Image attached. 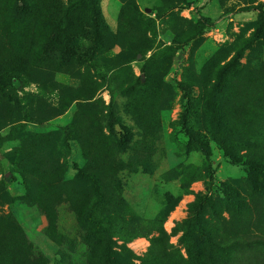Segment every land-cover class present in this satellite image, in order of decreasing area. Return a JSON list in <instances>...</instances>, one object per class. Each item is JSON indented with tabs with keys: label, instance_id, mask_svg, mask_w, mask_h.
<instances>
[{
	"label": "rangeland",
	"instance_id": "1",
	"mask_svg": "<svg viewBox=\"0 0 264 264\" xmlns=\"http://www.w3.org/2000/svg\"><path fill=\"white\" fill-rule=\"evenodd\" d=\"M263 88L264 0H0V241L26 264H107L105 245L151 264L158 235L143 234L169 214L159 246L189 264L202 241L188 223L199 210L229 227L231 190L254 217L237 235L264 237V164L250 154L264 121L252 127L245 103ZM139 107L158 136L142 166L129 153ZM240 257L264 264V247Z\"/></svg>",
	"mask_w": 264,
	"mask_h": 264
},
{
	"label": "trees",
	"instance_id": "2",
	"mask_svg": "<svg viewBox=\"0 0 264 264\" xmlns=\"http://www.w3.org/2000/svg\"><path fill=\"white\" fill-rule=\"evenodd\" d=\"M98 31H101L100 27H98ZM44 53L48 56L51 55L56 58V54L50 51L49 45L44 46ZM64 62L65 61L63 60V58H60V63ZM39 66L42 65L40 64ZM55 69L60 70L58 66H56ZM52 70H54L53 66ZM17 79L18 77L15 75L12 78V81L14 82ZM40 85L46 90H54L57 87V84L54 82L50 83L43 81ZM89 99H91V96L79 95L78 98L75 99V101ZM146 99L148 100V111L153 112L154 104L157 105L158 102L151 95H146ZM73 101L74 100L71 99L70 95L64 97V103L66 104V107H70ZM245 103L248 109L252 111H257V117L253 121L254 123L252 124V127L256 126L260 121H264V88L262 90L255 91L253 96L247 97ZM230 110L231 105H229V112ZM141 112L144 111H142L139 107L135 114L136 124L142 131L140 139L137 140L135 145H133L129 149V153L135 158V163L137 165L139 164L140 166L142 165L138 161L140 160L141 155H150L152 151V145L154 143L156 144L158 140L156 129L152 125V120L148 118L147 114L143 115ZM250 113L253 114L252 112ZM227 123L230 127L231 124L228 121ZM151 129L155 133H153ZM188 134L192 137L195 142L198 143V145L204 146L202 142L194 138L195 135L193 132H189ZM254 140L256 141V143H260L258 137H255ZM250 154L254 155V159L256 156H260L262 160L255 162L257 164H264V148L253 149L250 151ZM91 176H93V174H91ZM95 190L99 198L103 199V193L99 183H95ZM226 192L230 193L228 190ZM243 199L244 197L241 196L239 192L234 190H231L230 196L226 198L227 207L229 208V211L231 213V222L229 223V227L228 223L224 219L223 224L212 225L211 221L205 220L203 218V213H201V211L199 212V210H197L195 212L193 221L189 222L190 225L187 222L188 225L185 232L187 237L191 238V242L193 239H195L197 242H199L198 244L200 245V242L202 241V245L204 244V247L200 245L196 248V253L194 256L191 257V261L189 264H240L242 260L240 255L242 256L244 248L252 247L255 244L264 247L263 236L257 235L253 238L246 239L245 236L237 235V232L246 235L251 228L250 224L254 222V217L250 214L251 208L249 204H247ZM257 200H259L258 197L252 196V199L250 201L257 202ZM98 202L99 201L93 200L92 205L96 206ZM201 209L203 210V207H201ZM168 216L169 214L164 217L163 222H161L159 226L155 223H151L149 225V229H147V232L143 234V237H148L153 234L158 235V237L152 241L150 251V254H152V256L150 259H148L151 264H179L176 262H172V260H170L168 257L167 250L164 249V247L161 246L160 248L159 246V243L167 240L166 232L163 228V223L165 222V220H167ZM191 225L193 226V231H191L192 234L188 235L191 229ZM218 226L223 227L222 230L227 231L226 236H220L217 233L216 227ZM106 233L109 232L106 230ZM122 239H124V241H127L126 238ZM107 241L108 244H111L110 239L108 237ZM238 245H240V247H237ZM236 247L237 252H235ZM153 248H158V251H155ZM239 250H241V252L238 254ZM104 253L107 264H127L125 263V260L117 259L115 257V253L109 245L104 246ZM28 254L29 251L24 248H21L20 246H17L16 242L9 243V240L7 241L4 237L3 241H0V264H26L24 261V257L28 258Z\"/></svg>",
	"mask_w": 264,
	"mask_h": 264
}]
</instances>
